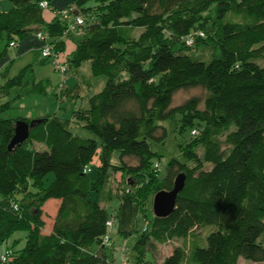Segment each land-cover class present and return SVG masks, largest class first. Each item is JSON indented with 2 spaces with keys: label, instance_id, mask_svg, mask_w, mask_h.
<instances>
[{
  "label": "trees",
  "instance_id": "obj_1",
  "mask_svg": "<svg viewBox=\"0 0 264 264\" xmlns=\"http://www.w3.org/2000/svg\"><path fill=\"white\" fill-rule=\"evenodd\" d=\"M8 1L13 7L5 11L0 0V41L6 42L0 59L12 43L39 29L57 52L64 51L62 38L73 34L67 32L68 19L57 14L47 24L43 0ZM90 1L96 5L87 7ZM73 4L75 9L69 8L85 24L69 63L80 68L89 62L93 76L107 82L89 99L88 109L73 112L72 120L58 114L39 118L42 123L12 151L16 122L32 120L0 115V246L17 232L27 233L25 247L8 248L13 255L7 262L0 256V264H109L103 251L109 222L123 238L138 236L135 256L126 258L130 264H152L145 253L177 239L184 245L162 264H239L242 258L264 263V0ZM200 31L204 38L195 36ZM191 35L192 46L187 43ZM194 47L209 50L210 59L193 55ZM21 84L22 74L3 93ZM191 86L207 92L204 109L197 98L173 107L175 93ZM35 87L45 92L42 83ZM177 113L182 114L181 133L199 134L180 145L182 159H171L160 180L155 168L160 164L153 160L161 154L152 143L166 141L161 123ZM72 121L93 137L74 132ZM116 152L120 163L113 165ZM128 158L137 165H128ZM116 171L126 176V184L112 192L108 186ZM50 174L54 180L46 185ZM180 174L186 181L173 212L155 217L151 198L172 190ZM115 199L120 206L112 215L108 205ZM51 200L59 206L47 232L45 207ZM207 226L213 231L203 247L205 238L199 240L194 231ZM94 244L101 249L97 254L90 253Z\"/></svg>",
  "mask_w": 264,
  "mask_h": 264
},
{
  "label": "rangeland",
  "instance_id": "obj_2",
  "mask_svg": "<svg viewBox=\"0 0 264 264\" xmlns=\"http://www.w3.org/2000/svg\"><path fill=\"white\" fill-rule=\"evenodd\" d=\"M62 6L56 1H52L51 4L56 6L58 9H69L72 6L75 9L73 0H60ZM95 1L87 3V7H94ZM1 7L3 10H9L13 7L12 3L8 0H2ZM56 14L52 7L44 9V17L47 24L55 18ZM39 29L37 32H42ZM83 36V30L78 29L75 33L70 36L62 38L64 42V51L60 54L58 63L59 65H67L68 72L62 74L58 71L51 59L45 60L42 57V52L37 50H31L27 53L20 55L23 51L24 41L27 40V36L23 40H19L16 43V47H9L7 54L0 59V115L5 118H27L30 120H37L40 117L54 116L58 114L64 119L72 120L73 112L80 109H88L89 99L100 93L106 82L107 78L104 76H93L91 71V65L89 62L83 63L80 68H75L70 65L69 60L76 50V47ZM29 41V40H27ZM29 43V42H25ZM34 45L33 42H31ZM42 44V43H41ZM6 42L0 41V49L5 48ZM26 45V44H25ZM192 48L191 53L198 58L209 60L211 52L209 50H202L203 48ZM264 64V63H263ZM23 72V73H22ZM22 74V84L15 85L9 88L7 92L3 93L2 88L7 87V84ZM42 83L45 92L35 91V85ZM207 97V92L200 86H191L179 90L173 97V107H179L185 104L192 98H197L200 101L199 108L204 109V100ZM10 104V109H6V105ZM4 111L2 112V110ZM181 120L182 114L177 113L172 120L161 123L167 129V139L163 144L152 143L153 150L161 154L160 158H156L153 162L160 164V173L158 178L163 180L168 174V164L171 159L175 158L178 160L182 159L180 145L184 141L190 140L192 137L190 129H186L181 133ZM72 128L74 132H77L83 137H93V135L81 128V125L72 121ZM100 152V151H99ZM202 151H199L201 155ZM99 153L95 156L92 162L93 175L98 172L97 166L100 164ZM119 153H115L112 158V164L118 165ZM128 165H137V160L134 158H128ZM206 169H210L209 165H206ZM54 180V174H50L47 178L46 185H49ZM126 176L123 175L122 171H116L113 178L109 182L108 188L113 192H118L123 189L126 184ZM155 196V195H154ZM151 198V208L153 209V199ZM21 198L20 194L16 196ZM120 200H113L108 205V211L110 214L115 215L119 209ZM45 221L47 223L48 230L52 228L56 217V210L53 204H48L45 207ZM153 217V214H152ZM144 228V222L138 223L139 232ZM212 226L207 228H199L194 231V234L199 240L205 238L203 247L207 246L206 234H210L213 231ZM209 231H208V230ZM111 242L103 250L107 256L109 264H121L128 255L135 256L134 245L138 239V236L134 235L129 238H123L118 235L115 231L111 232ZM26 232H17L15 235L6 243L0 246V256L8 251V248H13L15 251L21 250L26 245ZM191 238L189 243L191 244ZM264 244V237L261 239ZM184 240L177 239L168 242L163 245H156L155 253L150 251L145 253V258L152 264H162L165 258H167L175 248L183 246ZM98 244H94L90 248L91 254H97L100 251ZM133 262V258H132ZM239 264H264L255 263L246 259H241Z\"/></svg>",
  "mask_w": 264,
  "mask_h": 264
},
{
  "label": "built area",
  "instance_id": "obj_3",
  "mask_svg": "<svg viewBox=\"0 0 264 264\" xmlns=\"http://www.w3.org/2000/svg\"><path fill=\"white\" fill-rule=\"evenodd\" d=\"M40 5L44 9L51 7V4L47 0L41 1ZM72 11H73V8H69V9L59 10L57 12V14H60L61 16H63L64 18L69 20L68 30H67L68 33H75L79 29V27H81L85 24L84 17L81 15H75L74 13H72ZM71 16H74V18L71 19ZM195 36L204 38L205 34L200 31V32H197ZM195 36L191 35V37L187 39L188 45L192 46L195 44ZM36 37L38 38V40H40L44 43V47L41 49L42 57L46 60L51 59L53 61L54 65L57 67L58 71H60L63 75L66 74L68 72V66L67 65H59L58 59H59L60 53L55 50L54 45H52L49 37L42 32L37 33ZM11 47H16V43H12L10 45V48ZM192 134L196 136L199 134V132H198V130H193ZM155 168L159 169L160 165L156 164ZM90 172H91V167H86L85 173H90ZM15 209L17 210L18 207L15 206ZM108 229H109V232L104 238L105 244H109L111 242L110 234L114 230V223L113 222L108 223ZM12 255H13V252L11 250H8L5 254H3L1 256V260L3 262H7ZM121 264H130V263L128 262L127 259H125V261H123Z\"/></svg>",
  "mask_w": 264,
  "mask_h": 264
},
{
  "label": "water",
  "instance_id": "obj_4",
  "mask_svg": "<svg viewBox=\"0 0 264 264\" xmlns=\"http://www.w3.org/2000/svg\"><path fill=\"white\" fill-rule=\"evenodd\" d=\"M42 120H32L26 122L19 120L15 124V135L8 147L9 151H12L16 146L23 144L30 137L31 131L39 124ZM186 177L184 174H180L174 184V188L170 191H160L153 199V213L157 218H166L174 210L176 200L179 193L185 186Z\"/></svg>",
  "mask_w": 264,
  "mask_h": 264
},
{
  "label": "crops",
  "instance_id": "obj_5",
  "mask_svg": "<svg viewBox=\"0 0 264 264\" xmlns=\"http://www.w3.org/2000/svg\"><path fill=\"white\" fill-rule=\"evenodd\" d=\"M54 1H56V0H54ZM60 0H57V2L62 6V2H59ZM51 7L53 8V11H54V13L57 15V12L59 11V10H63V9H58L56 6L54 7V5L52 4L51 5ZM12 8V7H11ZM10 8V9H11ZM45 18V17H44ZM74 18V16H71V19H73ZM27 40H29V41H27ZM27 40H25L23 43H24V45H23V48L22 49H24L23 51H21V53H20V55H22V54H24V53H27L28 51H31V50H34L35 48V50H37V51H40L41 52V49L44 47V43L42 42V41H40V40H38V38L36 37V34L35 33H32L31 35H29V37L27 38ZM25 42H29V43H25ZM31 42H33L34 43V45H32V43ZM42 43V44H41ZM26 44V45H25ZM1 69V68H0ZM40 118H42V117H40ZM48 204H53V206H55V210H56V212H57V208H58V206H59V201H57V200H51V201H49L47 204H46V206H48ZM47 230H48V228H47ZM50 231V229L47 231V232H49Z\"/></svg>",
  "mask_w": 264,
  "mask_h": 264
}]
</instances>
